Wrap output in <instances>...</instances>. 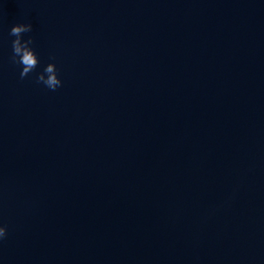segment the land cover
Returning a JSON list of instances; mask_svg holds the SVG:
<instances>
[{
  "label": "water",
  "instance_id": "obj_1",
  "mask_svg": "<svg viewBox=\"0 0 264 264\" xmlns=\"http://www.w3.org/2000/svg\"><path fill=\"white\" fill-rule=\"evenodd\" d=\"M0 226V264H264V0H0Z\"/></svg>",
  "mask_w": 264,
  "mask_h": 264
},
{
  "label": "clouds",
  "instance_id": "obj_2",
  "mask_svg": "<svg viewBox=\"0 0 264 264\" xmlns=\"http://www.w3.org/2000/svg\"><path fill=\"white\" fill-rule=\"evenodd\" d=\"M32 25L30 23H20L14 25L9 35L15 37L12 41V55L10 60L12 63L22 66L20 71L21 79L33 73L39 64L38 57L32 47L33 38L29 36L28 39H23V34L32 32ZM36 82L43 84L49 90L55 91L62 86V81L58 76V70L54 63H49L44 68L43 72L36 75ZM7 236V229L0 226V240Z\"/></svg>",
  "mask_w": 264,
  "mask_h": 264
}]
</instances>
